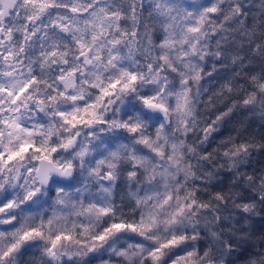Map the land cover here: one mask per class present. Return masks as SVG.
I'll use <instances>...</instances> for the list:
<instances>
[{"label":"clouds","instance_id":"1","mask_svg":"<svg viewBox=\"0 0 264 264\" xmlns=\"http://www.w3.org/2000/svg\"><path fill=\"white\" fill-rule=\"evenodd\" d=\"M0 264H264V0H0Z\"/></svg>","mask_w":264,"mask_h":264},{"label":"snow or ice","instance_id":"2","mask_svg":"<svg viewBox=\"0 0 264 264\" xmlns=\"http://www.w3.org/2000/svg\"><path fill=\"white\" fill-rule=\"evenodd\" d=\"M135 77H133V79H134ZM115 227H120L119 225H116ZM104 237L103 236H101V237H99V239H103Z\"/></svg>","mask_w":264,"mask_h":264}]
</instances>
